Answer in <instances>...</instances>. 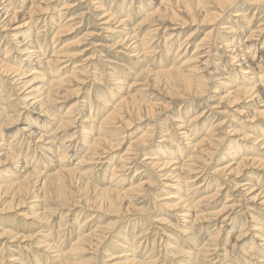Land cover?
Returning a JSON list of instances; mask_svg holds the SVG:
<instances>
[{"label": "bare ground", "instance_id": "1", "mask_svg": "<svg viewBox=\"0 0 264 264\" xmlns=\"http://www.w3.org/2000/svg\"><path fill=\"white\" fill-rule=\"evenodd\" d=\"M59 1L60 0H29L27 2V0H0V38L1 40L4 39L5 44H7L5 47V55L0 59V82L13 85V88L19 91L17 98L20 102L15 104L22 109V112L23 110H30L34 113L38 112L34 117L28 116L27 118L36 126L30 127V124H22V126L19 127L20 133L18 132L11 141L14 142L18 136H24L25 138H23L29 141V143L34 142L36 145L42 144L49 147L48 154L50 156L56 154L54 156L55 163L57 164L56 169L53 166L52 172L50 171L48 174H43L41 171L37 172L39 170H29L24 167L26 171L20 172H27L25 179L33 175L36 182L41 181L40 189L53 186L58 194V198L64 200L69 196L70 187L73 188V186L79 184H86V176L88 174L108 164L107 156L110 155L113 149L118 148L121 144L124 136H119V133H123V131L119 130L129 127V122L132 121L131 114H137L140 118L152 117L157 113L155 112L157 104L155 102L156 96L161 94L162 91L165 92L164 90L172 94L171 92L174 89L173 84H180L182 87H185L184 89L186 90L184 94L190 98L206 97V92L208 91L206 82L209 76V78L211 77L218 80L219 84L225 87V89L221 91V99L231 98L232 111L241 114L242 110L234 107H237L238 104L243 102H246V104L250 106L249 108L253 109L251 113L247 112L248 115H246L245 120L241 121L245 124L243 126L244 128L237 129L236 127H230V129L222 131L218 130V125L221 123H212L203 133L202 138L197 141L192 137V134H198L202 131L203 127L198 126L201 122L200 113L192 116L187 122L183 115H179V119L175 118L173 121L172 127H175V131L168 133L166 132L167 129H164L165 132L160 142H166L171 146V148H169L170 151L169 149H165L166 153L175 154L173 156H178L181 159L182 154L185 152V149H183L181 145L184 144L183 142L185 141L187 146L193 149L191 154L186 160L177 162L179 166L174 168V171L170 173H156L165 168H170L172 163L170 160L159 162L161 158L154 156L147 155L144 157L141 166L156 170L153 173H155V176L158 178L163 177V179L170 181L174 179L177 182H183L185 184L184 188L178 186L179 188H175V190L179 193L187 194L188 197H190L189 194H194L204 188L203 183L210 178V174L217 176L213 191L203 194L193 202L187 198V196L183 199L172 195V193H168L161 198L163 201L177 198V202L174 204L165 201L162 206L166 205L170 207L173 215L177 217V219H181L183 223L185 222L184 225H182L183 228H180L178 232L187 238H192L190 233L195 227L202 229L205 227L203 224L220 218L221 223L226 224L227 221L233 217L234 208L237 205L234 203L229 204V202H231L229 195H226L223 205L219 210L211 211V209L216 206L219 194L225 189L223 185L227 188L228 183H234L233 190L241 194L243 193L245 197L249 196V199H247L249 202L264 206V189L261 188V186L257 189V183H254V180L253 183L235 181L241 173L247 175L252 174L250 171L252 168H259L264 171V158L259 156V154L264 155V129H258L257 127L259 121L264 122V40L262 41L264 25L259 24L245 36L240 34L241 36L239 35V39L237 38V40L231 37V41L219 42V46L216 44V37L212 36L213 33L215 35V31L217 30V24L215 23H213L212 29L210 31L208 30L209 32H206L194 45L192 44L193 31L187 33L185 38L177 44L169 66L167 65L168 63L166 64L168 68L164 67L165 69H163L162 66L157 71L151 72L148 66L143 65L144 70H141L139 74H146V77L152 75L151 78L149 77L150 79L147 78L145 80V86L147 85L145 89H137L136 92L132 93L133 89L131 88L135 86L136 78H138L137 75H133L135 80L124 87L122 86L123 83L120 81V78H116L112 73L110 75L112 78L111 81H115L118 88V90H114L113 94L110 93L108 95L113 103H107L108 100L106 101L103 99L104 97L101 95V98L97 99V102L102 103L104 106H108L105 107V109L103 108L104 106L101 108L102 111L103 109L104 111L106 110V113H104L103 117L96 118L91 116L92 113L90 114L89 110L87 117L84 119L83 116L86 113L84 111L86 110L85 107H87V103L83 104L84 101L68 105L61 115H58L56 112V109L59 108L58 106L56 108V104L62 103L67 98L75 96V91L79 90L86 82L88 83V79L91 80L92 76L94 77V73L91 70L93 67V62L91 61L93 54L87 56L83 60L73 62L69 72H67L71 62L82 54V50L76 51L73 47L76 43L70 41L60 43V38L73 32V27L75 26L74 21L79 18V23L83 22L84 14L80 13V17H77V15L68 16V13H70L69 11L74 5L65 0L58 7ZM145 1L147 2L143 11H149L144 12L143 16H141L142 19L133 27H127L130 26L128 18L123 17L124 15H122L121 11L118 9H115V11L113 9L112 12L105 9L103 10L105 15L101 17L105 19L103 24L106 25L105 28L102 29L103 31L111 34H117L118 32L120 34L119 39H115L116 41L113 43V46H125L130 52H133V54L130 55L125 54V57L128 59L134 58L135 60L133 61H138L139 59L145 60L146 57H151L155 54L156 48L153 46V40L154 36L161 30L164 32V37H162L164 40L163 50L166 52L172 50V47L178 40L179 33H181V28L189 24V22L195 24V19L193 17L194 10L202 9L199 11L202 12V16H200L201 20H199V23L202 25L210 21H217L226 12V8L230 9L232 6L236 5L234 4L235 0L223 1L226 3L223 4L224 6L221 5V1H217L218 4L223 7L222 9L218 8V6L209 8L208 6L211 4L206 8L205 5L209 4L206 0ZM211 1L212 0L209 2ZM249 2L250 5L255 6L256 9L264 7V0H250ZM16 3H19V5L17 6ZM97 3V8H99L101 4L100 2H94V4ZM22 4H26L25 7L24 5L22 6ZM212 8L214 10H212ZM138 10L140 12L142 11L140 8H138ZM235 11V13H232L233 17L244 19V15L240 13L239 8H237V10L235 9ZM177 13L183 16L181 15L182 17L180 16L181 18H179ZM129 15L130 14L126 16ZM148 21L151 22L149 26L151 28L147 29L140 39H137L136 28L143 26ZM41 23L42 25L39 26ZM114 23L116 24L115 28L120 27V31H113L114 28H112V26ZM78 27H80V24L76 26V28ZM123 27L129 29H126V31L122 33L121 31L124 30ZM226 28H228L227 31L229 33L234 31L231 26ZM52 32L53 36L50 38L49 35ZM79 41L80 40H78V42ZM260 41L262 42L259 46L258 43H260ZM218 49L221 50V52H219ZM220 53H223V55L227 57V61H229L228 67L221 68L219 72L216 70L208 71L209 67L212 66L213 57L220 55ZM165 54L164 56L167 57V53ZM178 59H180L181 63L176 65ZM165 62L166 61H162L161 63L163 64ZM128 71L127 73H132L130 70ZM231 71L237 72L238 74L237 76L235 75L233 79H230ZM161 83H163L164 86ZM123 87L127 91L123 92ZM113 96L115 98H113ZM12 100L10 95L4 102L8 103L12 102ZM21 111H18L16 117L13 118H9L8 115H6L7 119L0 124V166H5L6 163L17 162L14 161L15 155L12 152L13 146H6L3 142V130L10 128V126L18 125L19 116H21L22 113ZM0 112H4L5 114L9 112L5 104H0ZM243 113L246 112L243 111ZM126 118H129V120H126ZM143 119L144 118L141 120ZM47 126H52L48 134L46 131ZM78 127H80V129ZM71 128H76L79 131V135H77V130H74L71 133L72 135L69 134L65 136L63 135L64 133L60 135L62 130H69ZM39 129L43 130L40 131ZM149 129H151V127H147L146 130L132 139L128 143L125 151L118 155V160L115 164H112L110 173V181L113 182V185L103 190V194L106 197L104 196L101 205H98L99 208L87 209L88 211L91 210L99 213L100 209H104V207L110 209V206H114V202L118 203V207L124 209V213L129 214L131 209L135 210L137 214L142 211L134 202L141 198L144 192L150 193L154 185L153 175H148L146 176L147 178H141L142 175H145V170L139 168L134 171L133 177H131L130 183L126 188L118 189L116 187H118V184L122 181V178H120L122 173L120 172L132 168V164L137 160L138 154L150 144L151 136L155 133L153 130ZM234 134H241V137L245 141L244 144H242L244 146H240L241 144L238 145V147L235 144L229 145L227 152L223 155L226 159L229 157L227 163L220 165L213 171H209L206 165L207 161L211 162L222 143L228 136ZM115 135L119 137H114ZM80 137L81 139L83 138L82 141H80V146L88 145L89 148H86L88 152L86 155H83V153L82 156L75 161L74 165L70 166L72 162L71 158L80 153V147H77L75 151L73 150L72 155H69L67 158L68 151H65L63 146H68V143H70L71 146L74 140L78 141ZM56 139H62L57 146L54 143L60 140L56 141ZM173 140L178 143L170 145ZM22 141L24 142L23 139ZM159 150H161V148H159ZM247 151L250 155H246L247 153L245 152ZM154 152L160 155L164 154L156 149ZM253 152L258 155H254ZM163 156H165V158L167 157V155ZM168 158L173 159L172 157ZM43 162L47 163L45 160ZM65 162H67L69 166H67L68 164ZM200 179L201 182L196 184L195 182ZM10 182L8 186H0V195L1 188L7 190L11 189L16 194L23 193L24 197L29 195L28 190H25L22 182ZM166 186L174 185H170L169 183L163 184V187ZM15 201L16 200H14V202ZM78 202L71 204V206L68 204L69 202L67 203L69 205L67 208L70 207L68 210H70L71 214L76 211L78 207H81V204L79 205ZM62 204L66 205V203ZM34 205L35 204H32L31 206ZM54 215L52 210L49 209L48 211L43 210L41 213H37V211L31 212V216L25 218H35L37 222H41L50 221ZM93 217L94 214L90 215V219L82 221L81 227ZM241 226L242 229H239L240 231L237 232L238 235L234 240V246L245 236L246 232L243 235L244 225L242 224ZM97 228L98 226L93 230L91 228V230L85 234H83V232L78 233L75 240L65 252L58 249V243L53 244V242H45L44 245H41L43 247L42 250L45 253H48V251L53 253L52 255H54L55 260L58 261L57 264H91V259L89 260V258H86V254H89L87 251L89 249H94L96 251L99 245H103L105 242L106 236H104V234L109 233L107 230V232H103L102 230L100 231V228L99 230ZM105 228L107 229V227ZM97 231H100V233L97 234ZM248 231H253V233L251 232V236L257 241H264V233L260 224L250 225ZM142 232L135 237V242L132 243L131 247L127 248L125 253L118 254L116 257H110L108 260H112L113 258V260H115L116 258L117 262L112 264H146V261H143L142 258H138V252H140L138 248L142 243L147 242V229L145 233ZM220 232L221 230L219 229L212 234L213 236L211 235L215 247L212 246L214 247L212 248L204 245L205 248L199 249V253H204V257H208L212 254L221 256L218 254L224 250V248L222 249L221 246L219 247V245L216 244ZM91 239L95 242H89ZM263 245L264 244H259L258 246ZM116 246H120V244L117 242ZM244 253L246 252L244 251ZM150 254L152 255V252ZM192 255L193 253H188L189 260L193 257ZM110 256H112V254H110ZM208 262L214 264L216 260L212 261L211 259L208 260Z\"/></svg>", "mask_w": 264, "mask_h": 264}, {"label": "rangeland", "instance_id": "2", "mask_svg": "<svg viewBox=\"0 0 264 264\" xmlns=\"http://www.w3.org/2000/svg\"><path fill=\"white\" fill-rule=\"evenodd\" d=\"M28 1L29 0H27V2ZM63 1L65 0L59 1L58 7L62 4ZM66 1L74 5L73 8H71V10L69 11L70 13H68V16L77 15V17H80V13L84 14L83 22L79 23L80 20L79 18H77L74 21V31L60 38V43H63L64 41H70L76 43L73 46L76 51L82 50V54L71 62L70 66L67 69V72H69L73 62L83 60L87 56L93 54V58L91 60L93 62V67L91 70L93 71L94 77L96 78L92 76L91 80L88 79V83L86 82L80 87L79 90L75 91V96H73L72 98H67L62 103L56 104V108L57 106L59 107L56 109V112L58 115H61L63 114L68 105H71L75 102L81 103L80 101H84L83 104L87 103V107H85L86 110L84 111L86 113L83 116L84 119L87 117V113H89V110L90 114L92 113L91 116L96 118H101L103 117L104 113H106V110L104 111V109L108 106H104L102 105V103L97 102V99H100L101 95L104 97H102L103 99H105L106 101L108 100L107 103H113V101L108 95L110 93L113 94L114 90H118V88L116 82L111 81L112 78L110 75L112 73L116 78H120V81H122L123 83L122 86L124 87L126 85L131 84L135 80L133 75H137L138 78H136L135 86L131 88L133 89L132 93L136 92L137 89H145L147 86H145V80L149 77L151 78L152 75L150 74L151 76L146 77V74H139L141 70H144L143 65L148 66L151 72L157 71L162 66L163 69L168 68L169 64L171 63V57L175 51V48L177 47V44L182 41L183 38H185L187 33L193 31L194 39L192 38V44L194 45L206 32H209L212 29L213 23H215L217 24V30L215 31V35L213 33L212 36L216 37V44L219 46V42L228 41L231 39V37H234L237 40V38L239 39L240 34L242 36H245L249 31L256 28L259 24L264 25V7L256 9L255 6L250 5V0H235L234 4L236 5L232 6L230 9L226 8V12L222 15L220 19L215 22L210 21L202 25L199 23V20H201L200 16H202V12L199 11L202 9L194 10L193 17L195 19V24L189 22V24H186L181 28V33H179L178 40L176 44H174V46L172 47V50L168 52L163 50L164 40L162 39V37H164V32H162L161 30L154 36L153 46H155L156 48L155 54L151 57H146L145 60L139 59L138 61H133L135 60L134 58L128 59L125 57L127 54H133V52H130V50L127 49L125 46H113V43L117 40V38L119 39L120 34L118 32L117 34H111L109 32L103 31L102 29L105 28L106 25L103 24V21L105 19L101 17L105 15V13L103 12V10L105 9L110 10L109 12H112L113 9L114 11L115 9H118L121 11L122 15H124L123 17L128 18L130 26L127 27H133L140 19H142L141 16H143V13L149 11H143L145 9L144 7L147 1ZM206 1L209 3L205 5L206 8L218 6V8L222 9V6H224L223 4H226L223 2L225 0H212L211 2H209L210 0ZM217 1H221L222 6L219 5ZM94 2H100L101 6L97 8L98 3L94 4ZM26 4H22V6L24 5L25 7ZM16 5L18 6L19 3H16ZM138 8L142 9V11L140 12ZM237 8H239L240 13L244 15V19H237L236 17L232 16V13H235V9L237 10ZM212 10L214 9L212 8ZM128 14L130 15L126 16ZM177 15L179 18L183 16L180 13H177ZM79 24L80 27L76 28V26ZM40 25H42V23L39 24V26ZM150 25L151 22L148 21L143 26L137 27L135 30L137 35L136 38L140 39L143 34L147 31V29L151 28L149 27ZM115 26L116 24L114 23L112 26V28H114L113 31H120V27L115 28ZM229 26H231L234 30L232 33H229L227 31L228 28L226 27ZM127 27H123L124 30H122L121 32L123 33L126 31V29H129ZM49 36L51 38L53 36V32ZM262 36L263 41L264 34H262ZM78 40L80 41L78 42ZM4 41V39L1 40L0 38V59L5 55L6 51L5 47L7 46V44H5ZM262 41L258 43L259 46L261 45ZM219 52H221V50H219ZM165 53H167V57L164 56L166 55ZM227 60V57L224 56L223 53L214 56L212 59V66L209 67L208 71L216 70L219 72L221 68L228 67L229 61ZM162 61L166 62L162 64ZM180 63L181 61L180 59H178L176 65H179ZM128 70H130L132 73H127L129 72ZM230 74V79H233L235 75H238L237 72L233 71H231ZM96 75L99 77H97ZM112 83L115 85H113ZM206 86L208 90L206 92L207 98L202 97L193 99L184 94L186 90L184 89L185 87H182L180 84H173L174 91L172 90V94H170L169 92L167 93V91L164 90L165 92L162 91L164 96L162 93V95L158 94L156 96L155 102L157 104L155 112L157 113H155L152 117H142L144 119L141 120L142 118L138 117L137 114H131L132 121L129 122V127L125 129L121 127L122 129L119 130L123 131L122 134L119 133V136H124L122 138L123 140L121 141V144L118 146V148L113 149L110 155L107 156L108 164H105L103 168H98V170L88 174L86 176V184H79L73 186V188L70 187V192L68 194L69 196L62 200L58 198V194L56 193V190L55 188H53V186H47L45 189H40L39 187L41 185V181L36 182V179L33 175H30L28 178L25 179V176H27V172H20L28 168L29 170L35 169V171L39 170L37 172L41 171V173L43 174H48L51 170L53 171V166L55 167V169L57 167L54 158L56 154L54 156H50L48 154L49 147H47L46 145L44 146L42 144L36 145L34 142L29 143V141L24 139V136V138L18 136V138L14 142L11 141L13 137L19 132V127L22 126V124H30V127L36 126L34 123H31L30 120H28L27 118L28 116L34 117L38 112L34 113L30 110H23L22 112V109L17 107V105L15 104H18L20 102L17 98V94L19 93V91L16 90V88H13V85L7 83L4 84L0 82V91L2 90L0 93V104H5L7 110L9 111L7 114H5L4 112H0V124H2L7 119L6 115H8L9 118H13L16 117L18 111L22 112L21 116H19L17 126L13 125L10 126V128L3 130V142L4 144H6V146H13L12 152L15 155L14 161L17 162L6 163L5 166H0V186H8L11 183L10 181L15 183L22 182V185H24L25 190H28L29 193V195H26V197H24L23 193L16 194L11 189L7 190L5 188H1L0 264H57L58 261L55 260L54 255H52L53 253H50L49 251L48 253L43 252V247L41 245H44L45 242H53V244L58 243V249L65 252L69 248L70 244L75 240L78 233L83 232V234H85L89 232L91 228L92 230L96 229V226H98V230L100 228V231H108L109 233L104 234V236H106L105 242L103 243V245H99V248L96 251L94 249H89L87 251V253L89 254H86V258H89V260L91 259L90 261L94 264H112L114 262H117L116 258L115 260H113L114 258L112 260L108 259L110 257H116L118 254L125 253L127 251V248L131 247L132 243L135 242V237L142 231V233H145L146 229L148 232L146 235L147 242L142 243L141 246L138 248L140 251L138 252V258H142L143 261H146V264H212V262H208V260L211 259L212 261L216 260L214 264H264V245L258 246L259 244H264V241H257L251 236L253 231H248L250 225L260 224L264 233L263 205L253 204L252 202H249L247 200L249 199V196L245 197L243 196V193L241 194L238 193V191L233 190L234 183H228L227 188L225 185H223L225 189L222 190V192L219 194L218 199L216 201V206L214 205L215 208H212L211 211L219 210L223 205L226 195H229V197L231 198V202H229V204L234 203L235 205H237L234 208V213L232 215L233 217H231V219L227 221L226 224L221 223L220 218L218 220L203 224L205 227L202 229L195 227L194 230H192V232L190 233L192 238H187L186 236H182L178 232L180 228H183L182 225H184L185 222L183 223L181 219H177V217H175L171 212L172 210L170 207L166 205L162 206L165 201L169 202L170 204H174L175 202H177V198L165 201L161 200V198H163V196H166L168 193H172V195L183 199L186 198L187 194L181 192L179 193L175 190V188H179L178 186L184 188L185 184L180 181L177 182L174 179L170 181L167 179H163V177L158 178L157 176H155V173H153L156 170H151L149 168L141 166V162L143 161L142 159L144 157H146L147 155L154 156L161 158L159 162L164 160H170L172 163L170 168H165L164 170H161L156 173H170L174 171V168L179 166V163L177 162L186 160L191 154L193 149L191 147H188L185 141L183 142L184 144L181 145V147L185 149V152L182 154L181 159L178 156H173L175 154L166 153L165 151L171 148V146H169V144L166 142H160L165 132L164 129H167L166 132L168 133L175 131V127H172L173 121L175 118L179 119V115H183L187 122L192 116L200 113L201 122L198 126L203 127L202 131L198 134H192V137L197 141L202 138L203 133L206 131L207 128H209L210 124L212 123H221L218 125V130L222 131L228 130L230 129V127H236L237 129L244 128L243 126L245 124H243V122L241 121L245 120L246 115H248L247 112L251 113L253 109H250V106H248L246 102H243L241 104H238L237 107H234L242 110L241 114H239V112L232 111L233 109H231V98L221 99V91H223L225 87L219 84L218 80H216L215 78H209L208 76ZM124 87V90H122L123 92L127 91ZM10 95L11 99H13L12 102H4L5 99H7V97H9ZM113 98L115 97L113 96ZM102 107L104 108L103 111L101 109ZM243 111L246 113H243ZM127 119L129 120V118H126V120ZM53 126L56 127L55 125ZM51 127L47 126V134L50 133ZM147 127H151V129L149 130H153L155 133L151 136L150 144L147 146L146 149L140 152L141 154H138V158L132 164V168L124 172H120L122 173L120 176V178H122V181L120 182V184H118V187H116L118 189L126 188L130 183L129 181L131 180V177H133L134 171L139 168L145 170V175H142L141 178H147L146 176L153 175L152 177L154 185L150 193L144 192L145 195L143 194L141 198L136 200L137 202H134L137 207H140L142 209V211L140 212L141 214H137V212L133 209H131L133 211L130 210L129 214L124 213V209L118 207L117 202H114V206H110V209H106V207H104V209H100L99 213L91 210L88 211L87 209L99 208L98 205H101V202L102 200H104L103 198L105 196L103 194V190L108 186L113 185V182L110 181V173L112 169V164H115L118 160V155L122 154L125 151L128 143L137 135L146 130ZM257 127L258 129H264V122L259 121ZM78 128L80 129V127ZM39 130L41 131L43 129ZM74 130L77 129L71 128L69 130H62L60 135L63 133V135L65 136L69 134L72 135L71 133ZM251 133L255 134L254 132ZM77 135H79L78 130ZM119 136L115 135L114 137ZM22 139L24 140V142L22 141ZM82 139L80 137L78 141L74 140V143H72L71 146L70 143H68L69 145L67 144L68 146H63L64 150L68 151L67 158L69 157V155H72L73 150L75 151L77 147H80V153L76 154L77 156L75 155L73 158H71L72 162L70 163V166H73L75 161L80 156H82L83 153V155H86L88 152V145H82V147L80 146V141H82ZM58 140L60 139H56V141ZM61 141L62 139L58 142H55L54 144L57 146ZM244 142L245 141L241 137V134H234L228 136L227 139L222 143L218 152L213 156L211 162L207 161V169L209 171H213L220 165L227 163L229 157H227L226 159L223 155L227 152V148L229 147V145L235 144L238 147V145L241 144L240 146H244L242 145L244 144ZM177 143V141L173 140L170 145H175ZM159 148H161V150H159ZM155 149L164 154H157L156 152H154ZM245 153H247L246 155H250L248 151ZM253 153L254 155H258L255 152ZM163 155H167V157L165 158V156ZM262 155L263 154H259L260 157L264 158V155ZM168 157H172L173 159H170ZM44 160L47 161V163L43 162ZM67 166H69V164ZM250 171L252 172V174L247 175L241 173L238 178L235 179V181H245L247 183H253L254 180V183H257V189L259 186L264 189V171L260 170L259 168H252ZM216 179L217 176L210 174V178L203 183L204 188L199 192L189 194L190 197L187 196V198H189L193 202L203 194H207V192L209 193L213 191ZM200 182L201 179L197 180V182L195 183L198 184ZM167 183L174 186L163 187V184L165 185ZM14 200L16 201L14 202ZM77 202L79 203V205L81 204V207H78L76 211L71 214L70 210H68L70 209V207L67 208V206H71V204ZM62 203H66V205H63ZM32 204L35 205L31 206ZM49 209L52 210V212L55 214L50 221L37 222L35 218H25L27 216H31V212L37 211V213H41L43 210L48 211ZM93 214L94 217L81 227V224L83 223L82 221L90 219V215ZM242 224L244 225L243 235L246 232L245 236L238 241L237 245L234 246V240L238 235L237 232L240 231L239 229L242 227ZM105 227H107V229ZM219 229L221 230V232L218 238L219 242L217 241L216 244L219 245V247L221 246L222 249L224 248V250H222L218 254L221 256L212 254L208 257H204V253H199V249H204V245L210 247L214 246V242L212 241V234H214ZM100 231H97V234H99ZM89 242L94 243L95 241L91 239ZM117 242L120 244V246H116ZM244 251L246 253H244ZM151 252L152 255L150 254ZM188 253H193V257H191L190 260ZM110 254H112V256H110Z\"/></svg>", "mask_w": 264, "mask_h": 264}]
</instances>
